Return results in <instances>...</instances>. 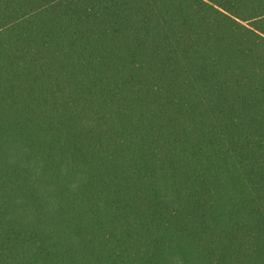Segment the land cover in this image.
Returning <instances> with one entry per match:
<instances>
[{
  "label": "trees",
  "instance_id": "1",
  "mask_svg": "<svg viewBox=\"0 0 264 264\" xmlns=\"http://www.w3.org/2000/svg\"><path fill=\"white\" fill-rule=\"evenodd\" d=\"M0 264H264V0H0Z\"/></svg>",
  "mask_w": 264,
  "mask_h": 264
}]
</instances>
